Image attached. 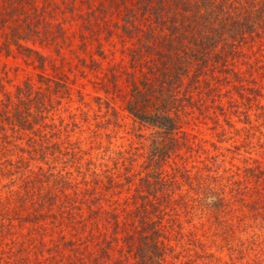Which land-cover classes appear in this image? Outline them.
I'll use <instances>...</instances> for the list:
<instances>
[{
  "label": "rangeland",
  "instance_id": "1",
  "mask_svg": "<svg viewBox=\"0 0 264 264\" xmlns=\"http://www.w3.org/2000/svg\"><path fill=\"white\" fill-rule=\"evenodd\" d=\"M117 3L107 23L99 14L84 25L86 0H0V264H138L135 187L152 170L150 146L164 148L125 109L131 74L146 68L132 65L121 31L106 36ZM185 83L196 87L179 146L159 162L176 200L152 216L160 264H264V39ZM18 87L32 98L31 129L12 114L26 109ZM209 185L220 206L206 204ZM58 187L49 205L42 194Z\"/></svg>",
  "mask_w": 264,
  "mask_h": 264
},
{
  "label": "trees",
  "instance_id": "2",
  "mask_svg": "<svg viewBox=\"0 0 264 264\" xmlns=\"http://www.w3.org/2000/svg\"><path fill=\"white\" fill-rule=\"evenodd\" d=\"M86 1L89 10L84 25L99 14L107 23L109 9L112 5L117 9L118 4L117 0H105L94 7L91 0ZM127 1L120 0V19L107 26L106 36L111 37L121 31L135 44L129 49L132 65H145L146 68H140L138 78L131 74L130 97L125 109L140 125L156 129L162 139L157 144L164 149L159 151L150 146L148 156L152 170H146L135 187L133 201L139 216L135 253L139 257L138 264H160L158 220H153L152 216L160 218V212L166 207L173 210L176 200H173L170 190H163V185L169 186L165 184L159 162H165L171 151L179 146L176 133L187 113L183 101L189 100L192 86L196 87L194 84L186 85L185 80L199 82L202 75L215 68L217 63L225 66L242 44L256 38L263 41L264 0H133L131 5ZM37 32L35 26L28 25L26 34ZM14 42L18 47L22 46L17 40ZM26 51L34 52L32 48H26ZM26 91L30 90L27 88ZM27 94L30 93L22 87L17 88L16 96L20 104L26 106V112L21 111L17 104L12 114L17 118L16 125L31 129L32 122L25 119L32 100L30 95V100L23 99ZM37 97L35 101L38 102ZM38 106L40 108V104ZM124 179L129 183L133 178L127 175ZM60 181L65 180L61 178ZM108 182L114 184L111 178ZM57 189L56 193L42 194L49 200V205H52L54 197L65 193L64 188ZM202 192L207 201L214 203L207 202L209 206H220L224 202L218 188L209 185ZM160 198L164 199L162 204L159 203Z\"/></svg>",
  "mask_w": 264,
  "mask_h": 264
}]
</instances>
